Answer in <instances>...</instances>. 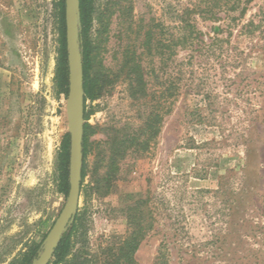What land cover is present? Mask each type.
I'll return each instance as SVG.
<instances>
[{
  "label": "rangeland",
  "instance_id": "374dc122",
  "mask_svg": "<svg viewBox=\"0 0 264 264\" xmlns=\"http://www.w3.org/2000/svg\"><path fill=\"white\" fill-rule=\"evenodd\" d=\"M94 1L99 13L117 3L133 10L111 19L100 59L112 84L87 103L72 254L102 264L129 234L128 209L143 202L138 264H154L164 247L171 264H264V0L242 18L192 15L200 36L187 48L176 44L180 17L208 0ZM152 19L166 49L149 52ZM59 40L57 0H0V264L43 245L67 202L60 155L71 109L56 84ZM127 50L147 83L136 97ZM157 104L159 136L145 151L125 144L118 157L112 137L137 131Z\"/></svg>",
  "mask_w": 264,
  "mask_h": 264
},
{
  "label": "trees",
  "instance_id": "16d2710c",
  "mask_svg": "<svg viewBox=\"0 0 264 264\" xmlns=\"http://www.w3.org/2000/svg\"><path fill=\"white\" fill-rule=\"evenodd\" d=\"M66 0H57V19L59 23V57L56 71V84L59 92L68 96L69 94V64L68 51L66 46V24L65 10ZM253 0H208L205 5L196 7L192 11L189 9L180 17L179 36L177 45L180 48H187L192 45L195 39H199L200 32L197 31L196 25L193 23L192 15L198 14L204 20L219 21L218 14L225 12L228 15L239 14V17H244L248 12V6ZM204 6V7H203ZM219 8V11H216ZM117 10V11H116ZM132 7L121 6L120 3L112 6L107 5L104 11L97 12L94 0H80V43L83 56L84 70V91H85V127L83 137V154L84 160L87 158L88 147L90 141L89 119L90 114L87 113V103L98 100L103 93L112 84L111 72L103 65L100 55L107 43L111 19L116 12L122 16H130ZM233 16V15H232ZM96 20L98 27L93 31V21ZM152 22H156L152 19ZM161 25L155 23L145 34L144 47L152 52L156 49H163L162 41H157L155 29ZM216 34H219L221 27L216 28ZM105 37V38H104ZM161 46V47H160ZM169 50V46H167ZM125 61L128 65L129 75H135L130 84V89L134 91V96L140 92H145L147 86L144 80L143 68L140 60L137 63L134 61L135 51L127 50L125 52ZM164 54V53H163ZM166 102V101H165ZM162 112H165V107L157 104L151 107V112L146 117L144 124L131 134L123 135L122 137L114 136L111 139L112 147L120 156V149L125 144H130L145 151L151 141L159 136L161 125L163 122ZM117 156V155H116ZM114 162L115 160L112 159ZM116 162V161H115ZM69 164H70V139L69 136L63 141L62 152L60 155V190L64 195H68L69 185ZM85 178V170L82 172V184ZM143 202H137L128 209V224L129 234L126 239L116 250H109V254L104 259L102 264H138L136 254L142 241L147 235V223L145 222L144 211L142 209ZM43 249L42 243L31 248L17 264H34L39 258ZM162 248L154 264H171L170 259L165 255ZM54 262L50 264H88L89 261L81 259L79 255L72 254L71 249V234L65 233L58 249L54 255Z\"/></svg>",
  "mask_w": 264,
  "mask_h": 264
},
{
  "label": "water",
  "instance_id": "95a60500",
  "mask_svg": "<svg viewBox=\"0 0 264 264\" xmlns=\"http://www.w3.org/2000/svg\"><path fill=\"white\" fill-rule=\"evenodd\" d=\"M66 46L69 64L71 109L69 193L67 202L48 233L41 254L34 264H50L56 250L78 214L82 190L83 137L85 127V91L83 56L80 43V0H66Z\"/></svg>",
  "mask_w": 264,
  "mask_h": 264
}]
</instances>
